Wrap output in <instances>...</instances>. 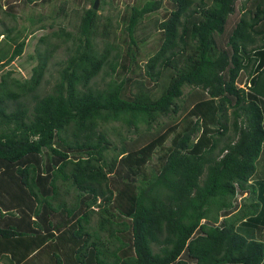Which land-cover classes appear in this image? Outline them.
I'll list each match as a JSON object with an SVG mask.
<instances>
[{
  "label": "trees",
  "instance_id": "obj_1",
  "mask_svg": "<svg viewBox=\"0 0 264 264\" xmlns=\"http://www.w3.org/2000/svg\"><path fill=\"white\" fill-rule=\"evenodd\" d=\"M157 13L156 40L147 42L152 30L135 36ZM99 19L93 5L83 8L72 52L43 95L51 52H37V63L23 66L27 76H12L4 68L24 52L25 27L0 31L11 48L0 46V261L264 264V176L254 177L264 154V0L132 5L120 26L124 54L107 41L99 48ZM151 46L140 67L136 55ZM105 66L110 78L99 86ZM195 88L208 97L195 95L177 118ZM165 120L176 121L126 149Z\"/></svg>",
  "mask_w": 264,
  "mask_h": 264
},
{
  "label": "rangeland",
  "instance_id": "obj_2",
  "mask_svg": "<svg viewBox=\"0 0 264 264\" xmlns=\"http://www.w3.org/2000/svg\"><path fill=\"white\" fill-rule=\"evenodd\" d=\"M2 9L0 10V31L4 30V27L14 26L16 29H22L25 27L23 35H25L26 45L24 47V52L20 57L15 58L10 64L4 69L11 68L13 70L12 76L20 77L17 71H21L22 76H27L24 71L23 66L29 67L37 63V52H42L44 49L50 51L51 55L47 61L45 72L42 78L41 85L39 86V92L41 95L46 92H50L53 85L58 79L59 70L64 66L65 59L70 55L74 47L73 41L74 38L78 35V25L80 23V17L83 12V8H88L94 5L95 1L92 3V0H34L32 2H27L25 0H1ZM146 0H97L96 8H94L98 14H100V19L98 21V30L100 32L97 37L99 48L102 47L103 42L107 41L113 45L119 46L125 53V44L122 43L121 39L125 37L128 40V37L124 32L120 30L122 25V17L128 14L129 7L132 5H142ZM167 4L168 0H164ZM209 2V0H208ZM262 3V2H261ZM9 4H12L11 7H8ZM240 2L237 1L235 4L234 14L230 16V21L235 22L238 20L240 12L238 10ZM254 6V3H248ZM160 16L158 13L151 15L149 18H144L141 23L137 26L135 30V36L139 38L146 35L150 30L153 29L152 19ZM201 17L198 15L193 16L188 21L190 26L193 21L200 20ZM110 21V25L107 26L108 35H103V30L105 29V23ZM230 22V23H231ZM234 23V25H235ZM260 28L264 29V24H260ZM152 36L147 39L149 43L151 40H156V32L152 30ZM15 33V32H14ZM64 33H70L73 35L71 38H66ZM61 34V35H60ZM44 38L43 41L40 38ZM215 38L220 47L224 48V37L223 35L215 34ZM189 40V37L187 36ZM4 37L0 35V46L2 49H7L5 44ZM56 46V47H54ZM11 50L10 47H8ZM54 48V49H53ZM141 48V47H140ZM229 49V48H228ZM229 51V50H228ZM153 52L151 47H143L139 55L137 54L135 60L137 64L142 67L146 62L149 55ZM33 56V57H30ZM179 58L182 55L178 56ZM110 71L108 67L105 66L104 70L99 73L96 77V83L99 86L104 83V81L109 80V75L105 72ZM1 73V71H0ZM172 73V69L167 68L164 70L159 78V85L153 90V96L157 97L161 94L164 89L165 84L168 82ZM225 78L227 77V71L224 73ZM112 75V74H111ZM186 92L189 89H185ZM195 95H200L203 99L207 97V93L201 89L195 88L186 98L182 110L177 118H180L186 110H188L194 101ZM176 120H165L164 124L157 130L154 131H145L139 136H134L133 140L125 141V146L128 151L135 149L152 138L156 137L161 133L167 126L173 124ZM111 125L118 126L117 122L108 124L107 128ZM109 136H112L111 129L109 130ZM168 143V142H167ZM58 145L57 141L55 143ZM159 152H155L153 155L152 162H156V158ZM109 155H111L109 153ZM146 168L147 171H149ZM264 176V154L261 153L260 158L257 162V169L254 177H263ZM141 175L137 177V180H140ZM240 200V196L237 198V201ZM97 207H95L96 209ZM98 214L94 213L91 217V229H97ZM107 233H102L106 235ZM6 260H1L0 264H7Z\"/></svg>",
  "mask_w": 264,
  "mask_h": 264
},
{
  "label": "crops",
  "instance_id": "obj_3",
  "mask_svg": "<svg viewBox=\"0 0 264 264\" xmlns=\"http://www.w3.org/2000/svg\"><path fill=\"white\" fill-rule=\"evenodd\" d=\"M245 194H243L242 196H240V201L243 202V198H244Z\"/></svg>",
  "mask_w": 264,
  "mask_h": 264
},
{
  "label": "water",
  "instance_id": "obj_4",
  "mask_svg": "<svg viewBox=\"0 0 264 264\" xmlns=\"http://www.w3.org/2000/svg\"><path fill=\"white\" fill-rule=\"evenodd\" d=\"M96 5H97V0L95 1L93 8H96Z\"/></svg>",
  "mask_w": 264,
  "mask_h": 264
},
{
  "label": "clouds",
  "instance_id": "obj_5",
  "mask_svg": "<svg viewBox=\"0 0 264 264\" xmlns=\"http://www.w3.org/2000/svg\"><path fill=\"white\" fill-rule=\"evenodd\" d=\"M207 97H208V95H207Z\"/></svg>",
  "mask_w": 264,
  "mask_h": 264
}]
</instances>
